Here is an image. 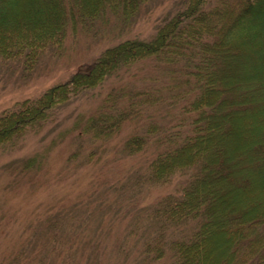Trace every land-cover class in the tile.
Instances as JSON below:
<instances>
[{"label":"trees","instance_id":"16d2710c","mask_svg":"<svg viewBox=\"0 0 264 264\" xmlns=\"http://www.w3.org/2000/svg\"><path fill=\"white\" fill-rule=\"evenodd\" d=\"M146 1L0 0V61L28 68L79 27L108 14L128 21ZM182 9L150 40L120 41L65 82L1 112L0 151L14 149L55 109L109 76L154 61L165 84L148 99L178 108L173 117L180 130L163 128L157 142L164 139L165 148L151 160L149 179L165 183L182 173L189 180L181 197L169 195L151 210L157 235L145 242L143 254L155 260L168 255V264H264V0H186ZM122 90L82 119L79 126L92 139L107 141L132 116L134 92ZM118 94L126 103L118 105ZM144 136L128 137L124 152H142ZM39 162L33 157L24 164Z\"/></svg>","mask_w":264,"mask_h":264},{"label":"rangeland","instance_id":"374dc122","mask_svg":"<svg viewBox=\"0 0 264 264\" xmlns=\"http://www.w3.org/2000/svg\"><path fill=\"white\" fill-rule=\"evenodd\" d=\"M185 3L148 0L128 21L108 14L107 20L67 34L62 47L44 51L28 68L14 59L0 61V113L65 82L120 41L150 40L157 27L183 10ZM160 70L158 63L146 61L109 76L55 109L40 129L29 132L14 149L0 151V264L170 262L168 255L155 260L143 254L145 242L157 235L149 221L151 210L169 195L181 197L189 180L182 173L165 183L149 179L151 160L165 148L164 139L157 142L163 128L180 130L173 117L178 108L159 102L164 99H148V92L165 84ZM120 88L134 92L132 116L107 141L92 139L91 131L79 126L82 119L96 115L104 100ZM121 95H116L118 105L126 103ZM134 134L145 135L147 144L142 152L127 155L123 144ZM33 157H39V164L26 167L24 163Z\"/></svg>","mask_w":264,"mask_h":264}]
</instances>
